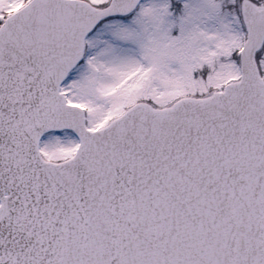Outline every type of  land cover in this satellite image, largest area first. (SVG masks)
Wrapping results in <instances>:
<instances>
[{
  "label": "snow or ice",
  "instance_id": "snow-or-ice-1",
  "mask_svg": "<svg viewBox=\"0 0 264 264\" xmlns=\"http://www.w3.org/2000/svg\"><path fill=\"white\" fill-rule=\"evenodd\" d=\"M0 264H264V0H0Z\"/></svg>",
  "mask_w": 264,
  "mask_h": 264
}]
</instances>
